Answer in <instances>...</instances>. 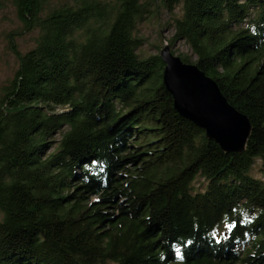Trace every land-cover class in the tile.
<instances>
[{"label":"trees","instance_id":"16d2710c","mask_svg":"<svg viewBox=\"0 0 264 264\" xmlns=\"http://www.w3.org/2000/svg\"><path fill=\"white\" fill-rule=\"evenodd\" d=\"M12 3L0 264H264V0ZM163 13L250 118L242 152L176 109L162 44L143 48Z\"/></svg>","mask_w":264,"mask_h":264},{"label":"water","instance_id":"95a60500","mask_svg":"<svg viewBox=\"0 0 264 264\" xmlns=\"http://www.w3.org/2000/svg\"><path fill=\"white\" fill-rule=\"evenodd\" d=\"M164 83L176 109L206 131L225 151L242 152L252 131L248 115L235 108L217 81L197 63L185 61L167 43L160 50Z\"/></svg>","mask_w":264,"mask_h":264},{"label":"rangeland","instance_id":"374dc122","mask_svg":"<svg viewBox=\"0 0 264 264\" xmlns=\"http://www.w3.org/2000/svg\"><path fill=\"white\" fill-rule=\"evenodd\" d=\"M168 20L169 15L163 13L160 19L146 21L141 26V32L145 37L143 48L148 53H155L158 50L157 45L162 44L164 46L168 43L166 39H169L173 33V29L167 23ZM21 27L22 23L12 0H0V84L13 75L16 64V58L10 48L8 33L14 30L19 31ZM15 41L23 50L33 45L32 34L29 33H24L23 36L17 37ZM173 50H175V54L180 56L188 54L191 62L196 60V54L182 40H177L174 43ZM254 172L260 175L256 167H254Z\"/></svg>","mask_w":264,"mask_h":264}]
</instances>
